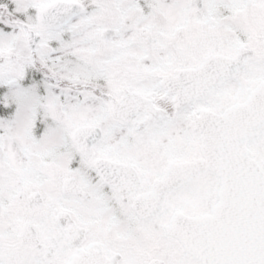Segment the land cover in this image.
Returning a JSON list of instances; mask_svg holds the SVG:
<instances>
[{
	"label": "snow or ice",
	"instance_id": "obj_1",
	"mask_svg": "<svg viewBox=\"0 0 264 264\" xmlns=\"http://www.w3.org/2000/svg\"><path fill=\"white\" fill-rule=\"evenodd\" d=\"M0 264H264V0H0Z\"/></svg>",
	"mask_w": 264,
	"mask_h": 264
}]
</instances>
